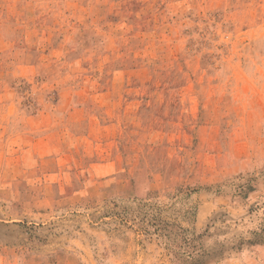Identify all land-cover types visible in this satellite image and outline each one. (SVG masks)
Wrapping results in <instances>:
<instances>
[{"label": "rangeland", "instance_id": "rangeland-1", "mask_svg": "<svg viewBox=\"0 0 264 264\" xmlns=\"http://www.w3.org/2000/svg\"><path fill=\"white\" fill-rule=\"evenodd\" d=\"M262 230L264 0H0V264H264Z\"/></svg>", "mask_w": 264, "mask_h": 264}, {"label": "trees", "instance_id": "trees-1", "mask_svg": "<svg viewBox=\"0 0 264 264\" xmlns=\"http://www.w3.org/2000/svg\"><path fill=\"white\" fill-rule=\"evenodd\" d=\"M247 243H249V244L264 243V230H262V232H260V233H256L254 239L249 240Z\"/></svg>", "mask_w": 264, "mask_h": 264}, {"label": "crops", "instance_id": "crops-1", "mask_svg": "<svg viewBox=\"0 0 264 264\" xmlns=\"http://www.w3.org/2000/svg\"><path fill=\"white\" fill-rule=\"evenodd\" d=\"M15 128H16V127H15ZM20 128H21V127L17 128V131H18ZM22 135H23V134H19V132H16V138H15V139H18V137L23 138ZM10 137H12V135H11V136H8L7 140L10 139ZM34 139H35V138H34ZM39 139H40V138H39ZM39 139H36L35 141H37V140L39 141ZM20 142L23 143V140H20ZM23 144H24V143H23Z\"/></svg>", "mask_w": 264, "mask_h": 264}]
</instances>
